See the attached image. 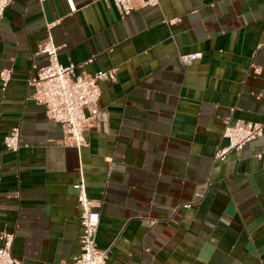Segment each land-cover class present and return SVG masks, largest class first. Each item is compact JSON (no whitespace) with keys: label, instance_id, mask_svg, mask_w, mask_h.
<instances>
[{"label":"crops","instance_id":"obj_1","mask_svg":"<svg viewBox=\"0 0 264 264\" xmlns=\"http://www.w3.org/2000/svg\"><path fill=\"white\" fill-rule=\"evenodd\" d=\"M49 38L77 74L116 72L99 82L81 147L60 144L61 126L30 97ZM2 68L0 232L14 231L21 264L79 253L78 182L100 212L108 264H264V133L213 159L226 120L264 123V0H158L125 16L101 0H12ZM14 126L16 153L3 146Z\"/></svg>","mask_w":264,"mask_h":264},{"label":"built area","instance_id":"obj_2","mask_svg":"<svg viewBox=\"0 0 264 264\" xmlns=\"http://www.w3.org/2000/svg\"><path fill=\"white\" fill-rule=\"evenodd\" d=\"M44 2L45 0H38ZM106 6L112 4L117 11L125 16L134 10L146 6H156L158 0H101ZM12 0H0V18ZM171 22L174 19L170 20ZM48 27L52 23L47 24ZM58 47L49 38L39 47L35 55L41 54L42 64H32V75L28 78V86L33 87L30 97L44 107L46 117L61 126L62 134L59 143L65 146L81 147L86 144L85 133L94 125L98 115V100L101 94L99 82L116 81L115 69L101 70L93 74H77L76 64H62L58 60ZM183 64L201 57L199 52L179 54ZM93 60L90 57L85 63ZM253 73L260 74L261 68L253 66ZM11 78L8 68L0 69V81L3 88ZM264 133V123L235 119L226 120L222 130V137L226 143L219 146L214 160H224L233 150H241L252 139ZM20 128L14 126L3 136V146L11 152H18L20 148ZM261 156V153L258 154ZM77 190V201L81 209L79 222L82 232L79 236L80 251L70 260L59 264H108L107 249H101L96 244V235L100 221V212L97 205L90 199L83 182L74 186ZM185 207L189 203L183 204ZM14 231L0 232V264H21L20 260L12 255Z\"/></svg>","mask_w":264,"mask_h":264}]
</instances>
